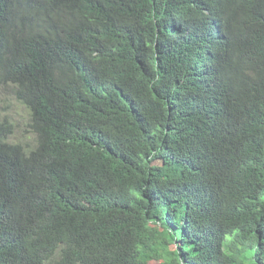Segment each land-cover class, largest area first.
Wrapping results in <instances>:
<instances>
[{
  "label": "trees",
  "instance_id": "obj_1",
  "mask_svg": "<svg viewBox=\"0 0 264 264\" xmlns=\"http://www.w3.org/2000/svg\"><path fill=\"white\" fill-rule=\"evenodd\" d=\"M0 85V264H264V0H0Z\"/></svg>",
  "mask_w": 264,
  "mask_h": 264
},
{
  "label": "rangeland",
  "instance_id": "obj_2",
  "mask_svg": "<svg viewBox=\"0 0 264 264\" xmlns=\"http://www.w3.org/2000/svg\"><path fill=\"white\" fill-rule=\"evenodd\" d=\"M5 122L11 125V133L6 138L8 143L21 145L26 151L36 147V137L29 127V111L15 99L12 87L0 85V123ZM230 237L228 235L226 241Z\"/></svg>",
  "mask_w": 264,
  "mask_h": 264
}]
</instances>
